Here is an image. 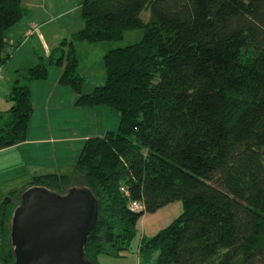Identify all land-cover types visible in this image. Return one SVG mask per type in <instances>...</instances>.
Instances as JSON below:
<instances>
[{"label":"trees","instance_id":"1","mask_svg":"<svg viewBox=\"0 0 264 264\" xmlns=\"http://www.w3.org/2000/svg\"><path fill=\"white\" fill-rule=\"evenodd\" d=\"M83 29L49 53L75 106L113 108L119 127L90 137L72 175H37L0 202V262L19 264L14 219L27 189L66 198L76 176L97 202L83 257H122L147 213L182 201L183 212L149 239L155 264H264V0H81ZM145 13L149 14L145 19ZM31 14L25 0H0V69L8 29ZM140 42L107 52L106 82L83 95L77 42ZM44 61L15 71L0 112V151L26 141L35 107L30 83ZM75 179V180H74ZM143 211H132L131 204Z\"/></svg>","mask_w":264,"mask_h":264},{"label":"rangeland","instance_id":"2","mask_svg":"<svg viewBox=\"0 0 264 264\" xmlns=\"http://www.w3.org/2000/svg\"><path fill=\"white\" fill-rule=\"evenodd\" d=\"M80 1L81 0H25V4H27L29 7H35L33 9L35 16L38 15V17H41L44 14L46 21L48 22L47 24L41 26L39 33H37L38 31H35V33L33 35L30 34V36L28 33H21L20 38L18 41L12 44L13 48L10 50L11 55L17 53L16 60H13L14 63H18L20 60L30 61L33 59L32 62L34 63L32 64L35 66L40 63V61H44L48 67L49 74H52V70L56 69V67L50 66L49 57L46 56L47 54L45 47L49 46L50 50H52V48L56 47L60 42L63 41V39H71L73 33L83 29L84 26L81 16V8L79 5ZM148 17L149 14L145 13V19H148ZM40 21H36V24L42 23ZM142 34V29L128 30L123 34V39L118 41L96 43H89L85 41L75 43L74 48L76 49V57L79 61L78 71L80 72L81 76L85 78V83L82 86L81 91L83 95H87L88 93H91L94 88L103 86L105 84L106 70L104 69L103 57L107 54V52L140 42L141 38L143 37ZM41 35L42 37H40ZM103 107L104 106L100 108L104 111H107L106 113H95L91 117L89 114L86 115L87 119H84L86 122L84 124L82 122L79 123L78 128L80 132H84L86 135H97L96 133L101 131V135H99L104 136L105 126H110V128L113 127L112 129L114 130L112 131H116L118 129L120 120L119 113H117L113 108ZM18 153L19 150H15L13 153L8 155L9 160L13 162L10 164V166H8L7 170L3 168V172L0 173V202L9 192L8 189L22 188L26 182L35 177L30 175L29 172L25 170V167L19 161L21 154ZM41 156V159L40 157L38 158L41 161L38 162L43 164L42 167H45L47 164L45 162L49 161V159L45 158L46 153ZM2 159H4V157L1 158V161ZM68 163L69 161L66 162V164ZM75 163L69 164L63 169L58 168V174L68 176L72 175L75 172ZM50 171H56L55 167H51ZM75 178L76 180L74 179L75 183L73 189L77 191L86 190V185L84 184L83 180H81V177L76 176ZM30 191L37 192L45 190L40 186H36L26 190V192ZM45 192L50 193V191ZM182 212V201L180 200L172 202L168 206L160 208L154 213L145 214L138 221L139 223L136 229L137 234L132 239L130 248L126 252L122 253L123 256L116 258L107 255L100 256L99 263L155 264L157 254H153L151 257H149V259H145L138 253L141 239H149V237L154 236L159 232V230L170 225V223L179 217Z\"/></svg>","mask_w":264,"mask_h":264},{"label":"crops","instance_id":"3","mask_svg":"<svg viewBox=\"0 0 264 264\" xmlns=\"http://www.w3.org/2000/svg\"><path fill=\"white\" fill-rule=\"evenodd\" d=\"M25 6L29 7L27 4H25ZM29 8L31 9V14L8 29L6 36L7 41L11 44L18 41L21 33H28L29 36L30 34L33 35L35 31L39 33L41 26L47 24L48 21H46L44 14L41 17H38V15L35 16L33 13L35 7ZM36 21L42 23L36 24ZM40 37H42V35ZM45 50L46 56H49L52 50H50L49 46L45 47ZM16 58L17 53L10 55L9 60L0 69V112H5L11 108L7 95L10 93L13 86L12 82L15 71L27 69L30 68L31 65H34L32 64L34 63L32 62L33 59L30 61L20 60L18 63H14L13 60H16ZM61 74V68L56 67V69L52 70V74L50 73L47 79L30 83V95L35 110L27 127L26 141L22 144L0 151V173L3 172V168L7 170L8 166L13 162L9 160L8 155L15 150H19L21 154L19 161L30 175L36 177L37 175H47V173L58 174V168L63 169L69 164L77 162L78 156L83 148L82 146L86 140L90 137H100L101 131H98V133H96L97 135H86L84 132H80L78 128L79 123L82 122L84 124L86 122L84 119H87V114L91 117L95 113H106L107 111L101 109L100 107L102 106L94 108L76 107L74 102L78 95L74 93L71 88L67 86L64 87L58 82ZM112 128L113 127L110 128V126H105L104 132H111L114 130ZM43 152L46 153L45 158L49 159V161L45 162L47 163L45 167H42L43 164L38 162L41 161L38 158L40 157L41 159V155L44 154ZM2 157H4V159L1 161ZM68 161L69 163L66 164ZM51 167H55L56 171H50ZM11 190L14 189H8V191Z\"/></svg>","mask_w":264,"mask_h":264},{"label":"water","instance_id":"4","mask_svg":"<svg viewBox=\"0 0 264 264\" xmlns=\"http://www.w3.org/2000/svg\"><path fill=\"white\" fill-rule=\"evenodd\" d=\"M97 202L86 190L66 198L26 192L14 219L19 264H89L83 255Z\"/></svg>","mask_w":264,"mask_h":264},{"label":"built area","instance_id":"5","mask_svg":"<svg viewBox=\"0 0 264 264\" xmlns=\"http://www.w3.org/2000/svg\"><path fill=\"white\" fill-rule=\"evenodd\" d=\"M131 210L132 211H143V206L138 204V203H134V204H131Z\"/></svg>","mask_w":264,"mask_h":264}]
</instances>
